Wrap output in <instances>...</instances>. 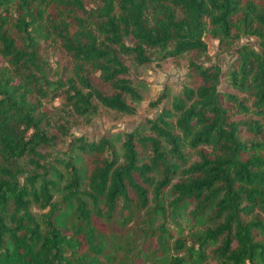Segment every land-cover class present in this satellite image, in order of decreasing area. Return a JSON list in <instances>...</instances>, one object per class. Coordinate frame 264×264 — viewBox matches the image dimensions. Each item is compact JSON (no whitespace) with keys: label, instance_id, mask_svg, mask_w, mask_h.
Instances as JSON below:
<instances>
[{"label":"trees","instance_id":"16d2710c","mask_svg":"<svg viewBox=\"0 0 264 264\" xmlns=\"http://www.w3.org/2000/svg\"><path fill=\"white\" fill-rule=\"evenodd\" d=\"M90 1L0 0V264H137L136 256L146 263L168 241L164 264H264V0ZM205 37L222 52L233 46L225 71L190 60L200 83L182 87L168 108L145 119L151 134L125 131L120 159L106 136L74 137L88 166L85 183L70 159H61L68 179L60 201H52L53 182L36 151L55 137L45 132L43 102L60 98L82 115L94 112V99L133 114L125 96L139 95L123 56L137 65L149 62L152 50L160 58L206 56ZM242 37L256 41L235 45ZM41 43L65 56L51 81ZM223 74L230 91L217 90ZM188 153L195 160L184 165ZM24 156L39 173H24ZM168 156L181 165L174 182ZM68 200L64 233L53 216ZM183 203L192 205L191 221L204 215L210 222L191 243L174 236ZM29 204L46 210L37 219Z\"/></svg>","mask_w":264,"mask_h":264},{"label":"rangeland","instance_id":"374dc122","mask_svg":"<svg viewBox=\"0 0 264 264\" xmlns=\"http://www.w3.org/2000/svg\"><path fill=\"white\" fill-rule=\"evenodd\" d=\"M89 6H93V0L90 1ZM204 41L206 43V56L197 57L193 52L188 51L174 58H160L159 51L152 50L150 51L151 60L141 65L135 64L129 56H123V62L130 72L131 84L139 95L138 99L125 96L126 103L134 108L133 114L106 109L98 105L94 99L91 100L95 105L94 112H87L82 115L72 113L69 108L65 105L63 106L60 98H55L50 102H43L44 108H46L49 115V120L44 123L45 132L47 135L53 134L55 137L50 140V143L37 146L36 151L41 156L37 159L38 163H43L44 161L45 165H47L46 178L53 182V187L50 188L52 201H60L63 195L62 186L68 179L64 168L60 165L61 159H70V162L77 168L81 185L83 186L85 183L88 166L84 162L83 155L71 143L74 137H83L90 141L96 140L102 135L106 136L115 156L120 159L122 152L121 142L125 131L138 127L143 134H151L145 119L153 117L161 108H168L172 97L181 95L182 87L194 88L200 83V80L188 69V62L190 60L203 65H207L210 61L215 62L220 66L222 72L225 71L233 58V46L227 51L222 52L218 49L215 39L205 37ZM255 41L254 37H242L235 42V45L254 44ZM39 50L42 59L45 60L47 78L50 81L54 80L59 75V73L54 72V66L58 63L63 64L65 56L60 49L48 46L45 43L40 44ZM2 64L4 62L0 58V65ZM52 87L53 84L50 83L47 89L50 90ZM217 90L230 91L224 74L219 79ZM161 93L164 95L163 98L154 107H151L149 103L154 101ZM58 126L63 127L64 132L56 130ZM28 158V156H24L19 159V164L24 173H39L40 169L29 162ZM33 159L36 158L33 157ZM184 160V165H187L195 160V157L191 153H188ZM168 161L173 172L171 179L174 182L181 165L171 156H168ZM57 173L61 174L62 177L57 176ZM158 178V172H154L151 176L152 182ZM19 180L21 183H24L22 175H19ZM34 185L37 186L38 181ZM162 193L160 204L164 206L169 200L170 195L168 189H165ZM72 207V201L68 200L62 204L61 209L53 216L54 225L64 233L68 230L67 217ZM191 207L192 205L188 203H183L180 206L178 211L180 218L176 221L174 230V236L185 238L187 243L194 241L200 235L203 228L210 224L204 215H198L195 220L191 221L187 216V211ZM11 209V205L7 207L4 219H7ZM28 210L39 219V214L46 209L40 210L35 205L29 204ZM158 220V216H155L152 219V223L156 224ZM170 227V225L166 226L167 229H170ZM170 243L168 241L169 246L163 254H155L150 262L144 263L143 260L136 256V263L164 264L168 260V255L172 253ZM6 244L8 245L7 242ZM213 246L214 243L206 245L203 248L204 253L207 255L208 250ZM151 247H154L152 242ZM208 263L212 264L213 262L208 260Z\"/></svg>","mask_w":264,"mask_h":264}]
</instances>
